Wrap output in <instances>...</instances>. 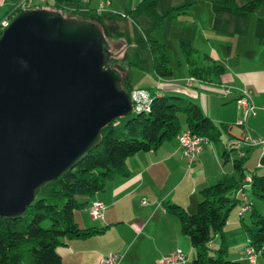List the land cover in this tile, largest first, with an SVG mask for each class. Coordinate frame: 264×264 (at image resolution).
I'll list each match as a JSON object with an SVG mask.
<instances>
[{"label":"crops","instance_id":"crops-1","mask_svg":"<svg viewBox=\"0 0 264 264\" xmlns=\"http://www.w3.org/2000/svg\"><path fill=\"white\" fill-rule=\"evenodd\" d=\"M18 1L0 0V20L11 12ZM54 1L56 0L40 3H50L52 7ZM79 1L85 5L84 9L79 7ZM100 1L102 0H66L64 2L66 10L60 16L63 19L79 21L81 19L75 17L79 14L81 16L91 12L96 14ZM107 1L109 6L104 12L108 10L119 12L120 16L119 13L116 15L119 17L117 19L104 16L101 25L97 27L103 34L104 44L110 48L109 53L120 59L116 54L119 49L115 53L112 52L111 47L116 46L112 39L119 36L123 38L126 35L131 37L132 30L127 26L122 33L117 28L119 31L114 37L107 34V31L109 32L107 27L122 22L120 21L122 18L129 21L130 11L141 0ZM245 1L240 4L235 0L238 6L243 5ZM157 2L159 14L167 17L159 24H154L146 18L137 19L140 26L145 23L141 26L143 32H140L143 42L146 43L148 39L158 40L165 45L166 50L172 43L182 53L179 43L185 41L200 55L210 56L213 62L223 65L225 73L220 76L219 82L205 83L195 80L192 87H188L185 81L188 79V69L184 58L182 66L178 63L180 66L178 72L171 67L172 75L163 79L164 83L159 78L157 87L167 92H160L159 89L152 92L141 91L147 93L149 100L159 95L172 94L187 98L200 106L204 116L213 120L216 125H223L226 131L218 145L213 143L212 149L205 146L192 164H188L182 155V149L176 139L161 143L154 151L136 153L129 157L125 167L126 175L114 176L105 182L103 191L89 198H81L80 201L86 202V206L74 211V221L80 229L100 227L107 229L92 238L66 241L65 246L59 251L60 264H100L101 257L114 253L120 257V264H160L162 257L178 249L185 259L183 264H191L194 251L191 246L189 247L188 239L180 234L179 221L167 212L164 203L177 204L187 213L194 214L197 203L200 202L198 194L200 190L227 179L241 180V188L246 184L245 180L251 176L245 171L248 172L252 166L257 167L263 155L260 148H251L240 164L242 171H238L232 163L239 159L227 150L231 140L244 132L249 133L252 138H264V112L261 110L264 106V4L249 13L235 12L225 4L226 0H157ZM178 8L181 10L171 11ZM52 10L53 7L45 11ZM170 36L172 39L169 40ZM168 59L170 63L169 56ZM146 60L148 61V57ZM127 62H123L122 69L130 66L140 67L138 62ZM151 63L152 56L148 65ZM224 87L231 90L233 96L225 97L222 90ZM198 89L202 92L199 93ZM247 89L252 92L251 102L255 108L253 111L255 116H250L245 124L239 127L236 126V122L242 118L241 110L233 99L240 91ZM151 93H155L154 96L151 97ZM248 157L249 161L243 164ZM240 188L235 194L240 200L239 203L242 201ZM246 188L248 186L243 192ZM99 200L105 205L103 219L91 221L87 209L94 201ZM246 203L250 205L248 197ZM226 226L227 231L224 230L226 244L232 250L229 254L230 259L240 264H250L243 254L246 246L244 231L236 222L229 224L227 222ZM255 264H264V254L256 258Z\"/></svg>","mask_w":264,"mask_h":264},{"label":"trees","instance_id":"trees-1","mask_svg":"<svg viewBox=\"0 0 264 264\" xmlns=\"http://www.w3.org/2000/svg\"><path fill=\"white\" fill-rule=\"evenodd\" d=\"M65 1H54L52 7L55 12L63 14L66 10ZM225 4L235 12L251 13L262 6L264 0H246L241 6L235 0H226ZM37 7L34 4L32 10H39ZM158 11L157 0H141L130 11L129 17L135 21L145 16L154 24H159L167 16L160 15ZM145 42L157 77L169 78L172 69L168 66L165 45L152 39ZM179 47L185 55L188 77L205 83L219 82L220 76L225 73L223 65L213 62L210 56L200 55L185 41L180 42ZM106 62L108 68L113 70L124 65L111 54ZM118 82L122 92L129 94L133 90L129 82L121 77ZM148 106L147 112L134 110V115H130L122 127H115L116 118L100 129L101 142L97 147L85 155L75 168L40 186L34 195V202L22 212L20 218L0 217V264H60L59 251L66 241L92 238L107 229H80L75 224L74 211L86 206V202L76 199L77 196L89 198L103 191L106 181L116 175H126L125 167L129 157L156 150L161 143L177 139L183 129L187 128L192 134L201 135L215 144L219 143L226 131L223 125H216L213 120L204 116L200 106L187 98L159 95L152 98ZM180 116L184 118V124ZM243 160L232 163L238 171H242L240 164ZM257 169H261L263 174L252 172L249 186L250 191L264 204V153ZM240 178H243V174ZM240 185L241 180L227 179L200 190V202L197 203L194 214H188L177 204L164 203L167 212L179 221L180 234L188 239L189 246L194 251L191 264H240L226 258L229 251L223 232L228 214L240 202L235 196ZM248 206L250 223L246 224L239 215L241 229L246 235L245 249L260 250L264 246V214H260L255 207ZM48 220V228L41 226L42 222ZM216 236L220 239L219 247L212 249L211 241Z\"/></svg>","mask_w":264,"mask_h":264},{"label":"water","instance_id":"water-1","mask_svg":"<svg viewBox=\"0 0 264 264\" xmlns=\"http://www.w3.org/2000/svg\"><path fill=\"white\" fill-rule=\"evenodd\" d=\"M52 11H21L0 33V217L18 219L40 186L75 168L100 129L132 114L103 34Z\"/></svg>","mask_w":264,"mask_h":264},{"label":"rangeland","instance_id":"rangeland-1","mask_svg":"<svg viewBox=\"0 0 264 264\" xmlns=\"http://www.w3.org/2000/svg\"><path fill=\"white\" fill-rule=\"evenodd\" d=\"M243 1L244 0H242L240 2V0H238V2H240V4H242ZM78 4H79V7H81V9L85 8V5L81 4L80 1ZM37 8L38 9L40 8L42 10H46V9H50L52 7H51L50 3H47V4L39 3ZM118 13L108 10L107 12L102 13V15L93 14V12H91V14H87L84 16H81V14H79L78 16H75V17L77 19H81L82 21L94 23V25H96V27H97V26L101 25L102 20H103L102 17H104V16L114 17L117 19V18H119V17H116V15ZM119 16H120V13H119ZM121 16H123V15H121ZM143 18H146V17L145 16L141 17V19H143ZM120 21H122V22H117L116 24L107 27V30H109V32L107 31V34L108 35L111 34V36L114 35V37H115L119 30H121L120 32L123 33L124 30H126L125 27L128 26L132 30L131 37L126 35L123 38H120V36L118 38H116V37L113 38L112 40H114V43H116V46L114 45V47H111L113 50L112 52L115 53L119 49V52L116 54H117V56L120 57L121 61H123L125 63H128L127 61L138 62V63H140L139 64L140 67L137 68L134 66H130L129 68L122 69L121 66H119V67H115L114 71L117 74H119V76L121 75L120 76L121 79L123 78L124 80H127L131 84V86L133 88V90H131L132 92L133 91H141V90H143L144 92H146L147 90L152 92V90H156V89H159L160 92H167L166 90H164L162 88L160 89L157 87V84H158L160 77L159 76L157 77L155 71L151 67V64L148 65V63H150V61H151V55H149V53L147 51L148 49L146 47V43H144L143 40L141 39V38H143V36L140 33V32H143L144 29H142L141 26H143L145 23H143L140 26V23L138 22L139 20L134 21L132 17L129 21H126L124 18H122ZM117 28H119V30H117ZM167 30L169 31V26H168ZM173 32H174V29L172 30V33ZM172 33H171V36H173ZM171 36L168 38L169 40L172 39ZM140 39H141V41H140ZM138 41L140 43L142 42V45H140V43ZM103 43H104V41H103ZM166 52L170 58V63H168V66L170 68L172 67V69L175 72H178V70L180 69V66H178V63H180L182 66V63H183L184 58H185L184 54L180 53L179 50H177V47H174L172 45V43H170ZM146 57H148V61L146 60ZM149 72L151 75H149ZM160 80H162V83H164L163 78H160ZM197 91L198 92L200 91L199 93L202 92L200 89H198ZM172 93H174V92H172ZM204 93L207 94L208 92H204ZM154 94L155 93H151V97L154 96ZM172 95H174V94H172ZM172 95H168V96H172ZM174 96H177V95H174ZM179 97H181V96H179ZM134 113H135V111L131 115H134ZM129 117H130V115L127 117L121 116V118H118L117 122L115 124V127L116 128L122 127V125H124L126 123L127 118H129ZM180 118H181L180 119L181 122L184 124V118H182L181 116H180ZM216 145H218V143ZM231 154H233V156L237 158L236 154H234L233 152ZM249 158L250 157H248L243 164L247 163L249 161ZM256 166L257 167H254V166L250 167L248 172L245 171L247 173V175H249V176L252 175V172L257 173L258 175H262L263 171L261 169H257L258 165H256ZM250 189H251L250 186H248V188L245 189L247 197L249 198V204L251 206L255 207V209L260 214H264V204L261 202V200H259L255 196L254 193H252L250 191ZM231 197H232V195H231ZM81 198H84V197H80V196L76 197L77 200H81ZM242 207H243V205L241 203H238L232 208V210L230 211V213L227 216L228 224H229V222H236L239 225V227L242 228L240 226V222H239V220H240L239 215L242 216V218L244 219V222L246 224L250 223V220L248 218L250 212L248 211L246 213H242L241 212ZM48 224H49V220L42 222L41 226H43L44 228H48L49 227ZM224 230L227 231V226L223 229V232H224ZM219 241H220V239L218 236H216V238L213 241H211V243L214 242L212 244V249H217V247H219V245H218ZM228 251H229V253L227 254L226 258L228 260H230L231 257L229 254L232 250L228 248ZM231 261H232V259H231Z\"/></svg>","mask_w":264,"mask_h":264},{"label":"built area","instance_id":"built-area-1","mask_svg":"<svg viewBox=\"0 0 264 264\" xmlns=\"http://www.w3.org/2000/svg\"><path fill=\"white\" fill-rule=\"evenodd\" d=\"M46 1L47 0H19L18 3L14 4L11 12L7 16L1 18L0 31L8 26V24L10 23V19L14 17L15 14L21 11H26L27 9L32 10L34 4L38 5L40 2L44 3ZM108 6L109 3L107 0L100 1L99 7L96 9V14L100 15L104 13L106 7ZM185 81L188 87H192V83L195 81V79L188 77V79H186ZM222 90L225 97L233 96V92L231 90L225 87ZM129 94L132 100L131 107L133 111L135 110L136 112H147L149 110L148 105L150 100L147 93H144L143 91H131ZM251 95L252 92L250 89L242 90L233 99L234 102H236V104L239 106L242 115V118L240 120H237L236 126H243L247 119L250 118V116H255L253 112L255 111V108L253 102H251ZM261 110L262 112H264V106L261 108ZM176 140L178 141V144H180L182 155L186 158L188 164H192L197 160L198 154L200 153V151H203V148L205 146H209V148L211 149L213 147L212 142H209L206 138L201 137V135L197 136L192 134V132L187 130V128L186 130L184 129V131L177 137ZM251 148H260L262 153H264V138H252L249 133L244 132L238 138H234L233 140H231L227 151L236 154L238 159H244L246 153L251 150ZM245 183L246 184L242 185L240 188L242 192V213H246L249 211V206L246 203L247 196L243 191L245 187L251 184V179L247 178L245 180ZM142 204L145 203L142 202ZM104 206L105 205L99 200L94 201L91 206L88 207L87 212L91 221H100L103 219ZM243 254L250 264H255L256 258L261 257L264 254V246L260 250H254L252 248L245 249ZM119 259L120 257L118 255H115L114 253L105 257H101L99 263L120 264ZM184 260L185 259L183 257V253L180 251V249H178L177 251H174L162 257L160 264H183Z\"/></svg>","mask_w":264,"mask_h":264}]
</instances>
